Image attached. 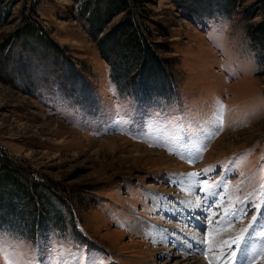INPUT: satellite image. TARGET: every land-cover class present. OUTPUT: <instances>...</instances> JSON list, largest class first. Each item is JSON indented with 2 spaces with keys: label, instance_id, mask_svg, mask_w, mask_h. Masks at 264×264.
<instances>
[{
  "label": "rangeland",
  "instance_id": "1",
  "mask_svg": "<svg viewBox=\"0 0 264 264\" xmlns=\"http://www.w3.org/2000/svg\"><path fill=\"white\" fill-rule=\"evenodd\" d=\"M126 2L150 57L117 35L129 50L114 70L89 35L123 15L100 30L105 0H0V264H208L255 214L237 201L259 195L264 167V38L247 32L264 14H244L264 1L238 0L232 18ZM217 100L224 130L210 140ZM186 142L207 145L201 159L176 153ZM206 168L195 185L182 175ZM233 206L248 216L227 226Z\"/></svg>",
  "mask_w": 264,
  "mask_h": 264
},
{
  "label": "snow or ice",
  "instance_id": "2",
  "mask_svg": "<svg viewBox=\"0 0 264 264\" xmlns=\"http://www.w3.org/2000/svg\"><path fill=\"white\" fill-rule=\"evenodd\" d=\"M225 111L226 109L223 102L217 100L214 104L212 113V122L215 125L216 131L210 134V140L214 139L219 132L224 130ZM149 146L151 147L153 145L149 144ZM206 147L207 145H204L195 153H192V145L190 143H178L175 151L182 159L185 158L184 151L189 152L190 154L187 157L189 162H195L196 160L202 158V152L206 150ZM169 151H173V149H169ZM211 170V168H206L202 170V172H191L182 175H186L195 185L196 181L194 178L205 175ZM260 176L261 184L259 188V195L253 199L252 194L250 193L243 201H237V203H244L248 207L255 209V214L252 215L251 222L248 227L243 229L240 235L232 239L230 243L225 241L224 245L226 247H222L221 255L215 260L209 259L208 264H233V260L237 257L238 251L241 252L244 257L241 264H259V260H264V223H260L261 220H264V215H261V209H264V167L260 169ZM218 183L219 182L208 183L206 181H200L199 190L209 193L213 188L218 186ZM221 199L223 198L221 197ZM217 207H220V205H217ZM248 207L238 209L233 206V210L231 212L226 211L224 213V218L227 220L229 215L232 217V220L228 221L227 226H231L238 215L241 218H246L248 216ZM210 222L215 223V217H212ZM211 235L212 234L210 233L208 236L200 238L199 241L201 245V252L205 256V259H208V254L210 252L217 251V249L212 246L213 240L211 239ZM3 255V249H0V258H2ZM5 264H18V262L14 258L9 257L5 260Z\"/></svg>",
  "mask_w": 264,
  "mask_h": 264
},
{
  "label": "trees",
  "instance_id": "3",
  "mask_svg": "<svg viewBox=\"0 0 264 264\" xmlns=\"http://www.w3.org/2000/svg\"><path fill=\"white\" fill-rule=\"evenodd\" d=\"M100 1H102V0H100ZM174 1L178 5L179 8L182 9V7H183V10H185L189 15H193V17H195V18H198L200 16L202 17V16H205L207 14L211 15L212 12L217 13V14L220 13V14H223L225 16L232 18L234 16V14L236 13L235 7H236V4L238 2V0H192L191 4L189 5L190 7L188 6L189 9L186 10L185 6L182 5V3H181V2H183V0H174ZM84 2H85V4L88 2L90 4L91 0H84ZM96 2H97V0H96ZM105 2H106V7L104 8L103 13L101 14V17H100L101 22H102V24L100 25V30L102 29L101 26H103L105 23H107L110 20L112 21L120 13H123V15L120 17V19L118 20V22L114 26H111L107 30L106 34H103L100 36L99 34L93 35V32H89V35H91L92 40L94 41L96 46L99 48V53L102 56V58H104L107 63L111 64V66L114 70L115 69L117 70V68L120 67V64H118V63H120L121 61H119L115 64L113 62H115L116 59L121 58V56H124L125 53L128 52L129 49H125V47H123L121 50L116 52L117 49H120V48H117L115 45L118 42L113 41V39H116L115 37H117V35H119L122 40L124 39L123 41L128 46H130L129 41L131 42L132 45L135 43L134 47L137 50L136 56L138 57V60L140 59V57H143V56L145 59L149 58L150 52H149V50H147L148 48H147V44H145L146 42L144 43L145 40H142L139 38L138 27L133 28V26L131 27L129 25L130 22L128 20V15L131 14V10L127 6L126 0H105ZM110 5L115 8V11L111 8ZM256 5L248 6L245 9V14H244V16H245L244 20L245 21H247V22L252 21L256 17V13L258 12V10L262 11L264 14V2L262 3L261 6H258L259 8H257ZM111 9H112V11H111ZM89 13H90V11H89ZM90 14H89L90 15L89 17L92 18L93 15H92V13H90ZM91 23H92V21H91ZM247 32H248L250 38L253 40L254 43L257 42V40L261 41V39L264 38V20L258 25L247 26ZM104 42L106 43V46L103 45ZM120 42H122V41H120ZM108 44H109V46H112V44H113V47L108 48V46H107ZM121 45H124V43H122ZM142 60H143V58H142ZM150 61H153V63H154L156 60L154 58L153 60H150ZM138 63H139V61H138ZM131 64H129V65L131 66ZM136 64H137V62H136ZM148 64H150V63H148ZM114 66L117 68H115ZM129 68L131 70L135 69V67H132V66ZM119 70L117 71L118 72L117 74H119V73L121 74V72ZM145 71H146V69H145ZM146 72L148 73V70ZM148 76L150 77V74ZM121 79L118 81L117 79L114 78V73L111 74V80H112L113 84L118 86L122 82ZM0 163L2 164V166L0 167V171H2L4 169V167L7 166V164H9V162L7 161L6 158H2L0 160ZM7 171L8 170H4V172H7Z\"/></svg>",
  "mask_w": 264,
  "mask_h": 264
},
{
  "label": "bare ground",
  "instance_id": "4",
  "mask_svg": "<svg viewBox=\"0 0 264 264\" xmlns=\"http://www.w3.org/2000/svg\"><path fill=\"white\" fill-rule=\"evenodd\" d=\"M160 155H161V154H159L158 156H160ZM181 262H182V261H181ZM183 262H184V264H185L187 261L185 262V261L183 260ZM182 264H183V263H182Z\"/></svg>",
  "mask_w": 264,
  "mask_h": 264
}]
</instances>
